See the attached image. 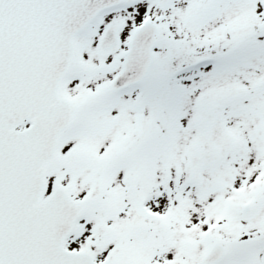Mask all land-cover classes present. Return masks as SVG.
Masks as SVG:
<instances>
[{"label": "snow or ice", "instance_id": "6c2138e0", "mask_svg": "<svg viewBox=\"0 0 264 264\" xmlns=\"http://www.w3.org/2000/svg\"><path fill=\"white\" fill-rule=\"evenodd\" d=\"M0 264H264V0H0Z\"/></svg>", "mask_w": 264, "mask_h": 264}]
</instances>
